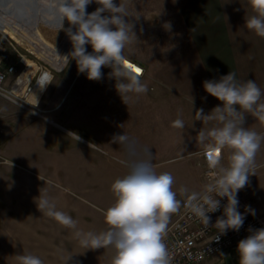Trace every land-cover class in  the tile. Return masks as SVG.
I'll return each instance as SVG.
<instances>
[{
	"label": "crops",
	"instance_id": "0c3cea01",
	"mask_svg": "<svg viewBox=\"0 0 264 264\" xmlns=\"http://www.w3.org/2000/svg\"><path fill=\"white\" fill-rule=\"evenodd\" d=\"M190 13L193 14L192 22L188 17L187 24L192 40L191 51L179 56L176 65L169 64L171 60L166 55L156 60L163 63L160 67L148 61L142 64L145 68L142 79L149 91L133 96L128 105L118 95L115 80L108 78L111 69L104 67V78L96 83L88 79L84 81L70 102H64L70 87H56L50 91L52 85H49L45 89L47 97L43 99V96L41 102V106L48 110V116L20 112L17 118L10 119L9 141L19 160H13L20 169L15 171L19 178V200L26 199V191H32L33 198H37L40 192H47L55 199L56 207L65 205L71 209V212L66 209V213L78 221L80 229L102 232L103 229L91 223L93 218L98 224L100 218L88 213L86 203L99 201L104 195L112 197L109 202L114 201L111 184L127 174V163L133 162L132 159L147 158V154L125 151L132 142L139 141L166 144L151 154V162L157 173L173 175L177 199L184 200L179 192L182 186L189 191L201 190L207 182V163L203 155L196 154L203 149L197 147L195 136L203 126L202 122L194 121L192 128L185 118L184 107L179 104L182 102L180 97L174 95L171 99L166 87L171 83L170 79L178 78L179 88L183 85V90L194 93L199 108L207 113L221 102L205 92V80L219 79L232 71L238 80H255L264 90V38L244 27L245 15L252 14L248 0H195L192 11L186 12ZM75 72L68 77L71 83L79 73L78 70ZM190 77L193 84L187 80ZM204 97L206 99H202ZM175 105L182 113L171 118L169 115L158 117V111H169ZM177 118L184 121V129L172 127ZM245 126L264 134V124L250 115H246ZM69 132L76 133L81 139L77 141L68 136ZM114 134H125L128 140L124 144L113 143ZM228 154L229 150L225 149L222 161L225 165ZM263 156L264 143L256 154V162ZM20 161H26L33 168L24 167ZM56 183L63 184L70 192L59 194L54 188ZM103 190L107 192L103 194ZM242 197L247 206L255 210V215L264 219V194L257 198ZM25 203L18 202L19 205ZM245 216L253 217L247 213ZM174 219L175 214L169 225ZM50 222L53 236L65 239L66 264H111L113 249L86 250L73 238L71 229L52 218ZM234 252L232 250L226 256L230 258Z\"/></svg>",
	"mask_w": 264,
	"mask_h": 264
},
{
	"label": "clouds",
	"instance_id": "9594fccd",
	"mask_svg": "<svg viewBox=\"0 0 264 264\" xmlns=\"http://www.w3.org/2000/svg\"><path fill=\"white\" fill-rule=\"evenodd\" d=\"M40 3L47 10L48 19L59 18L58 31L63 30L72 44L71 51L63 57L68 64L74 60L79 73L86 74L88 80L100 81L104 78L102 68H110L108 78L115 80V89L126 105L133 96L149 91L142 79L144 69L125 55L126 47L140 41L135 25L128 19L132 16L126 0L119 3L115 0H40ZM92 3L98 7L88 13L87 6ZM248 4L252 14L245 15L244 27L264 38V0H248ZM139 17L132 18L139 20ZM65 20L69 25L66 28ZM165 25V29L171 31L170 22ZM89 45L91 52L86 47ZM47 81L45 75L41 83L47 85ZM203 88L221 103L208 113L203 108L196 109L194 115V121H201L203 125L195 136L197 147L203 151L196 154L204 156L208 168L207 182L200 191H189L182 186L179 192L184 200L177 199V192L173 190L175 178L169 172L155 171L148 150L146 159L127 163V174L111 184L114 202L103 210L108 226L105 231L80 229L77 220L57 210L55 199L47 192H40L35 198L38 210L71 229L73 238L82 248L113 249L111 264H172L165 237L171 216L182 206L205 227H210L208 213L220 209L218 197L226 198L223 215L217 217L211 227L218 229L216 240L228 230L238 232L244 224L245 213L256 214L250 206H245L244 213L239 211L238 192L248 185L249 177L255 175L256 154L264 143V134L245 126L246 115L264 124V90L255 80H238L232 71L219 79L203 81ZM191 103L193 109L192 96ZM185 126L181 118L172 122L173 128L184 129ZM68 136L77 141L81 139L73 132ZM127 140L125 134H114L112 138V142L118 144ZM225 149L229 150L227 165L222 163ZM248 231L249 235L237 244L239 264H264V228ZM15 260L17 264H44L39 256L31 253L17 254Z\"/></svg>",
	"mask_w": 264,
	"mask_h": 264
},
{
	"label": "rangeland",
	"instance_id": "374dc122",
	"mask_svg": "<svg viewBox=\"0 0 264 264\" xmlns=\"http://www.w3.org/2000/svg\"><path fill=\"white\" fill-rule=\"evenodd\" d=\"M8 0H0V3H5ZM31 0H29L30 2ZM40 0H32L27 5H18L20 1L15 0L10 3V6L18 7L19 11H27L31 8L32 13L36 12L40 7ZM18 2V3H17ZM119 3V0H115ZM195 0H126L127 8L132 17L140 16L139 20L135 18H128L134 25V31L140 41L129 45L125 49V55L129 59L145 64L162 65L160 61H156L163 56L170 57V63L177 64V58L183 54H187L191 51L192 40H190V32L188 31L189 21L188 17H191L192 22L193 14H186L187 11H192ZM17 3V4H16ZM24 8V9H23ZM22 9V10H21ZM34 10V11H33ZM5 19L10 20L12 13H7ZM23 22L20 17L17 21ZM43 21V19H42ZM44 22V21H43ZM171 24V31L166 30L165 23ZM53 23L45 21L41 22L40 29L46 36L51 38L53 44L57 45L61 43V33L54 32V29L49 27ZM165 25V26H164ZM141 28L143 31L141 32ZM27 32L29 30L26 28ZM43 33V34H44ZM0 47L5 49V53L9 55L10 62L17 65L19 71L22 70L21 55L25 56L26 61H33L40 68H49L53 73V81L50 84L51 89L56 87H70L67 97L64 102H70L75 92L82 86L83 82L87 80L86 74L78 73L73 83H71L68 77L76 73L77 65L74 60L61 70L57 71L52 65L43 57H41L37 51H35L28 43L18 42L0 29ZM87 50L91 51V46H86ZM153 60V61H152ZM155 60V62H154ZM6 65V62L4 63ZM178 78L170 79L171 83L166 87L170 98L174 95L180 97L181 104L184 107L185 118L194 127L195 111L199 109L198 102L194 98V93L189 90H183V85L179 88ZM188 82L193 84V79L190 77ZM95 83L97 81H94ZM193 86V85H192ZM179 88V90H178ZM47 91V90H46ZM72 92L71 96L69 94ZM191 92V93H189ZM43 99L47 97V92L43 94ZM191 96L194 98V107L192 109ZM69 97V98H68ZM42 99L40 101V108L48 111L41 106ZM178 107L169 111H158V117L161 115H169L174 117L178 112ZM27 112L37 117H46L48 112L40 114H34L21 107L18 103L13 102L3 96H0V264H17L15 255L31 253L39 256L44 264H66V252H65V239L55 238L51 233L50 217L42 214L35 203L32 191H26L24 200H19L17 183L19 181L18 175L15 171L17 169L16 162L19 160L16 158V153H13L14 147L10 145L9 141V123H12L10 119L17 118L18 114ZM206 112V110H204ZM207 113V112H206ZM16 123V122H14ZM12 127V126H11ZM12 128L16 129V126ZM155 144H158L159 147ZM165 143L151 142V141H139L132 142L130 146L125 148V151L131 152L130 154H141L145 156L147 151L150 150L151 154L161 150ZM13 156V157H12ZM139 158V157H138ZM139 160V159H138ZM134 161V159H132ZM24 167L33 168L27 164L26 161H20ZM14 169V170H13ZM17 169V170H16ZM56 191L63 193L70 192L65 191L66 187L63 184H54ZM105 194L107 191H101ZM241 196H252L257 198L258 195L264 194V156L258 158L256 162L255 175L249 177V183L246 187L239 191ZM76 197V196H75ZM78 198V197H76ZM112 197L102 196L99 201H90L86 203V208L93 216L99 217L98 224L95 219L92 218V224L98 225L104 231L107 229V225L104 221L103 210L107 209L114 201L109 202ZM19 201H26L24 205H19ZM77 207H75L76 209ZM71 212V209L65 205H59L57 210L66 213ZM261 228H264L261 227ZM235 251V255L228 258L227 253L205 262L204 264H239V256L237 253V247L232 249ZM230 250V251H232ZM229 251V252H230Z\"/></svg>",
	"mask_w": 264,
	"mask_h": 264
},
{
	"label": "built area",
	"instance_id": "2783aa9c",
	"mask_svg": "<svg viewBox=\"0 0 264 264\" xmlns=\"http://www.w3.org/2000/svg\"><path fill=\"white\" fill-rule=\"evenodd\" d=\"M20 61L22 64L21 71L15 63L10 62V57L5 53V49L0 47V96L18 103L31 113L40 115L43 112L47 113L48 111L40 108V101L45 91L37 103L30 102L28 96L33 93L37 85L39 86L45 75L48 77L46 83L49 84L47 87L52 83L54 77L52 71L47 67L44 69L38 67L34 73L32 72L30 79H24L22 76L28 70L29 65L25 56L21 55ZM133 62L144 69V76V66L139 62ZM207 171L206 165L205 177ZM218 199L221 203L220 209L208 213L211 217L210 227H205L198 218L183 206L175 213V219L168 225L165 237V243L172 256V264H204L237 247L238 242L249 235V228L259 229L264 226V219L255 215L252 218H245L244 224L238 232L228 230L227 234L220 235L219 239L216 240L219 232L216 227H211V224H215L216 218L223 215V206L227 202L226 198L218 197ZM238 200L239 211L244 213L247 203L239 193Z\"/></svg>",
	"mask_w": 264,
	"mask_h": 264
},
{
	"label": "bare ground",
	"instance_id": "6f19581e",
	"mask_svg": "<svg viewBox=\"0 0 264 264\" xmlns=\"http://www.w3.org/2000/svg\"><path fill=\"white\" fill-rule=\"evenodd\" d=\"M12 1L14 2L15 0H8L3 4L0 3V29L16 41L28 43L35 51H37V53L41 57L46 59L52 65L53 68H55L57 71H61L68 63V61L65 60L63 56L71 51L72 44L63 30L58 31L60 25L59 18L48 19L46 16L47 10L43 8L41 4L36 12L33 10L34 14H31L32 6H30L31 8H28L29 10L24 12L19 11L17 9L18 7L13 9L14 7H12V5L10 6V3ZM19 1L20 3H16L17 6L27 5L32 0L30 2L29 0ZM97 7L98 5L96 3H92L91 5L87 6V12L91 13ZM7 13H12L10 20L5 19ZM18 17L23 20L22 23L21 21L19 22V20L17 21ZM42 19L44 22L47 21L53 23L49 27L53 28L54 32L59 34L61 33V43L58 44V46L53 44L51 38H49V36H46L45 33L42 32V30L40 29L41 22L44 23ZM68 26V22L65 20L64 27L66 28ZM26 28L29 30V32H27ZM130 61L134 63L132 60ZM27 63L29 67L28 70L22 76L24 79H30L32 72L34 73L38 68L37 64L31 60L27 61ZM46 87L47 85L43 83H40L39 86L37 85L33 93L28 96V100L30 102L37 103L42 93L45 91Z\"/></svg>",
	"mask_w": 264,
	"mask_h": 264
},
{
	"label": "water",
	"instance_id": "95a60500",
	"mask_svg": "<svg viewBox=\"0 0 264 264\" xmlns=\"http://www.w3.org/2000/svg\"><path fill=\"white\" fill-rule=\"evenodd\" d=\"M226 253H229V251H228V252H226Z\"/></svg>",
	"mask_w": 264,
	"mask_h": 264
},
{
	"label": "snow or ice",
	"instance_id": "6c2138e0",
	"mask_svg": "<svg viewBox=\"0 0 264 264\" xmlns=\"http://www.w3.org/2000/svg\"><path fill=\"white\" fill-rule=\"evenodd\" d=\"M137 71H138V69H137Z\"/></svg>",
	"mask_w": 264,
	"mask_h": 264
}]
</instances>
